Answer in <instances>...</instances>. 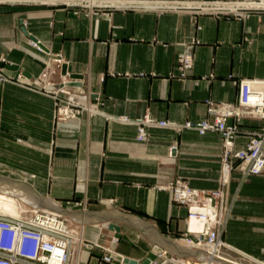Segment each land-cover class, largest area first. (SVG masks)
Returning <instances> with one entry per match:
<instances>
[{"label": "crops", "instance_id": "obj_1", "mask_svg": "<svg viewBox=\"0 0 264 264\" xmlns=\"http://www.w3.org/2000/svg\"><path fill=\"white\" fill-rule=\"evenodd\" d=\"M193 38L200 42L183 79L177 56ZM0 67L20 76L9 81L0 74V183L19 182L62 207L82 224L86 242H102L124 264L199 259L200 252L176 241L187 229L188 209L165 186L179 179L220 187L222 135L148 126L140 141L137 125L118 117L197 122L207 116V100L237 102L240 79L264 80V11L245 19L155 9L96 14L0 0ZM62 87L101 113L57 121L53 95ZM262 126L264 119L244 121L248 129ZM248 140L239 135L236 148ZM0 189L28 196L12 185ZM228 198L233 206L222 240L264 260V172L233 171ZM103 253L84 245L79 264H100Z\"/></svg>", "mask_w": 264, "mask_h": 264}, {"label": "built area", "instance_id": "obj_2", "mask_svg": "<svg viewBox=\"0 0 264 264\" xmlns=\"http://www.w3.org/2000/svg\"><path fill=\"white\" fill-rule=\"evenodd\" d=\"M43 3L86 10L89 13L110 14L114 10L155 9L187 11L195 16L209 14L217 18L245 19L264 11V0H39ZM200 42L193 38L185 42L177 56L178 76L186 78L194 65V48ZM39 45L38 41L33 42ZM3 71V67H0ZM3 80L16 81L19 77L0 73ZM237 102L207 100V116L201 121L177 123L158 120L147 114L140 119L120 116L118 119L138 127L137 139L148 138V126L170 127L177 131L194 129L200 134L217 131L223 138L220 187L199 189L183 180L171 181L165 186L176 202L186 205L187 229L176 238L187 240L200 252L199 259L170 255L166 264H264L247 253L237 251L222 240L233 203L228 198V185L233 171L244 175L264 172V126L255 129L244 127L246 119H264V80L240 79ZM66 87L54 92L55 118L65 122L79 117L83 112L101 113L91 103H82L66 95ZM249 135L243 148H236L239 135ZM16 215L0 211V264H79L80 251L85 245L104 251L100 264H124L110 247L99 241L86 242L82 224L64 213L43 207L40 203L26 201ZM229 249L238 254L232 259L225 254ZM165 255V253H160ZM226 257V258H225ZM225 262V263H224ZM240 262V263H239Z\"/></svg>", "mask_w": 264, "mask_h": 264}, {"label": "bare ground", "instance_id": "obj_3", "mask_svg": "<svg viewBox=\"0 0 264 264\" xmlns=\"http://www.w3.org/2000/svg\"><path fill=\"white\" fill-rule=\"evenodd\" d=\"M0 184H8V185H12L13 186V188L14 189H23V190H25L26 191V194L29 196V197H31V199L30 198H28V196L27 197H25L26 199H30V201H38L37 199H36V197H35V195H34V193L31 191V190H29L28 189V187H26L25 185H23V184H19V182L18 183H16V182H12V183H4V182H2V183H0ZM2 186V185H1ZM13 194H15V193H13ZM16 195H18V194H16ZM14 201H13V199L11 198V197H9V196H7V195H4V194H2V193H0V203H2V205L4 206V207H6V208H8V209H10V210H13V211H16L15 210V204L13 203ZM47 203V202H46ZM48 204V203H47ZM52 205H56L55 203L54 204H52ZM181 241H183V243L184 244H186V245H190V243L187 241V240H181ZM185 246V245H184ZM226 258V257H225ZM240 263V262H239ZM258 264H260V263H258Z\"/></svg>", "mask_w": 264, "mask_h": 264}, {"label": "rangeland", "instance_id": "obj_4", "mask_svg": "<svg viewBox=\"0 0 264 264\" xmlns=\"http://www.w3.org/2000/svg\"><path fill=\"white\" fill-rule=\"evenodd\" d=\"M0 193L11 197L13 199V201H14L13 203L15 204V210L16 211H13V210H10V209L4 207L2 205V203H0V211L4 212L6 214L8 213V214L17 216L20 213V211L22 210V208L25 207L24 204L26 203V201H30V199H25V198H23L20 195H16V194H13V193H8V192H3V190H1V189H0ZM231 213H232V209H231V212H230V216H231ZM181 243H182L181 245H186V244L183 243V241H181ZM262 261H264V260H262Z\"/></svg>", "mask_w": 264, "mask_h": 264}, {"label": "water", "instance_id": "obj_5", "mask_svg": "<svg viewBox=\"0 0 264 264\" xmlns=\"http://www.w3.org/2000/svg\"><path fill=\"white\" fill-rule=\"evenodd\" d=\"M35 197H36V195H35ZM36 199L38 200V197H36ZM37 202L40 203L45 208L52 209V210H57V211H60V212L64 213L65 215H69V216L71 215L72 216V214L68 213L65 209H63L62 207L58 206L57 204L56 205H52V204L50 205V203L49 204H46V203H44V201H41L40 199ZM111 228H114V226L111 225ZM116 228L119 229L118 227H116ZM149 258L155 260L157 258V255L154 254V253L153 254H150L149 255ZM129 261L131 263H137V261H132V260H129ZM150 262H151V260H148L147 261V263H150ZM225 264H231V263H225Z\"/></svg>", "mask_w": 264, "mask_h": 264}]
</instances>
